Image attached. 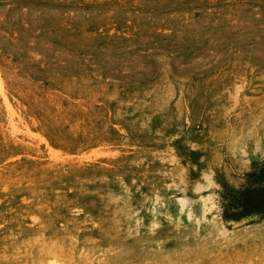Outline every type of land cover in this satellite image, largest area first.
Listing matches in <instances>:
<instances>
[{
  "label": "rangeland",
  "instance_id": "obj_1",
  "mask_svg": "<svg viewBox=\"0 0 264 264\" xmlns=\"http://www.w3.org/2000/svg\"><path fill=\"white\" fill-rule=\"evenodd\" d=\"M264 0H0V264H264Z\"/></svg>",
  "mask_w": 264,
  "mask_h": 264
},
{
  "label": "trees",
  "instance_id": "obj_2",
  "mask_svg": "<svg viewBox=\"0 0 264 264\" xmlns=\"http://www.w3.org/2000/svg\"><path fill=\"white\" fill-rule=\"evenodd\" d=\"M253 177L256 179V181H264V166L262 167L260 172L255 174Z\"/></svg>",
  "mask_w": 264,
  "mask_h": 264
}]
</instances>
